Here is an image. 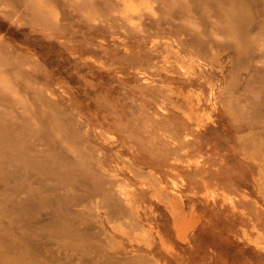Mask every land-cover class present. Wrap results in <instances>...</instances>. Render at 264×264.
Wrapping results in <instances>:
<instances>
[{"label": "rangeland", "instance_id": "1", "mask_svg": "<svg viewBox=\"0 0 264 264\" xmlns=\"http://www.w3.org/2000/svg\"><path fill=\"white\" fill-rule=\"evenodd\" d=\"M0 264H264V0H0Z\"/></svg>", "mask_w": 264, "mask_h": 264}]
</instances>
